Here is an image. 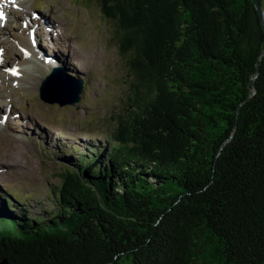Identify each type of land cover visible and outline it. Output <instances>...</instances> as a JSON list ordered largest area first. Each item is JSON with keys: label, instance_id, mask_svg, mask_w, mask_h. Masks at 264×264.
Masks as SVG:
<instances>
[{"label": "trees", "instance_id": "16d2710c", "mask_svg": "<svg viewBox=\"0 0 264 264\" xmlns=\"http://www.w3.org/2000/svg\"><path fill=\"white\" fill-rule=\"evenodd\" d=\"M96 1L131 75L116 127L67 159L47 215L1 194L0 264H264L255 2Z\"/></svg>", "mask_w": 264, "mask_h": 264}, {"label": "rangeland", "instance_id": "374dc122", "mask_svg": "<svg viewBox=\"0 0 264 264\" xmlns=\"http://www.w3.org/2000/svg\"><path fill=\"white\" fill-rule=\"evenodd\" d=\"M0 9L1 25L8 23L0 29V51L17 60L13 66L0 62V116L9 118L0 129V189L15 192L33 216L47 215L45 210L56 209L50 198L61 173L74 168L67 159L102 146L115 129L114 113L131 79L128 58L96 0H1ZM49 19L58 31L45 28ZM51 63L84 80L81 100L60 105L41 98ZM11 72L16 76L9 78ZM64 148L77 151L67 156Z\"/></svg>", "mask_w": 264, "mask_h": 264}, {"label": "water", "instance_id": "95a60500", "mask_svg": "<svg viewBox=\"0 0 264 264\" xmlns=\"http://www.w3.org/2000/svg\"><path fill=\"white\" fill-rule=\"evenodd\" d=\"M253 1L259 13L258 15H260L261 25L264 28V8L260 0ZM82 89L83 81L81 79H75L68 75L63 68L55 67L43 81L40 96L47 102H59L60 105L74 104L81 99ZM64 95L68 97L62 98Z\"/></svg>", "mask_w": 264, "mask_h": 264}, {"label": "snow or ice", "instance_id": "6c2138e0", "mask_svg": "<svg viewBox=\"0 0 264 264\" xmlns=\"http://www.w3.org/2000/svg\"><path fill=\"white\" fill-rule=\"evenodd\" d=\"M3 17H4V13L0 12V18H3Z\"/></svg>", "mask_w": 264, "mask_h": 264}, {"label": "bare ground", "instance_id": "6f19581e", "mask_svg": "<svg viewBox=\"0 0 264 264\" xmlns=\"http://www.w3.org/2000/svg\"><path fill=\"white\" fill-rule=\"evenodd\" d=\"M264 15V14H263ZM1 29V28H0ZM6 43H7V41H6ZM1 66H2V63H0V68H1ZM3 104V103H2ZM0 129H2V126H0Z\"/></svg>", "mask_w": 264, "mask_h": 264}]
</instances>
